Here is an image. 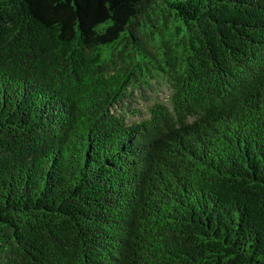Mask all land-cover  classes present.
<instances>
[{
    "label": "trees",
    "instance_id": "obj_1",
    "mask_svg": "<svg viewBox=\"0 0 264 264\" xmlns=\"http://www.w3.org/2000/svg\"><path fill=\"white\" fill-rule=\"evenodd\" d=\"M0 264H264V0H0Z\"/></svg>",
    "mask_w": 264,
    "mask_h": 264
},
{
    "label": "rangeland",
    "instance_id": "obj_2",
    "mask_svg": "<svg viewBox=\"0 0 264 264\" xmlns=\"http://www.w3.org/2000/svg\"><path fill=\"white\" fill-rule=\"evenodd\" d=\"M171 85L165 81L152 82L151 86L132 88L129 98L121 106L116 107L119 114H123L128 123L149 117L150 108L154 104L170 105Z\"/></svg>",
    "mask_w": 264,
    "mask_h": 264
}]
</instances>
